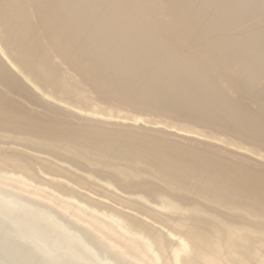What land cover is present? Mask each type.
I'll use <instances>...</instances> for the list:
<instances>
[{
  "label": "bare ground",
  "instance_id": "bare-ground-1",
  "mask_svg": "<svg viewBox=\"0 0 264 264\" xmlns=\"http://www.w3.org/2000/svg\"><path fill=\"white\" fill-rule=\"evenodd\" d=\"M0 264H264V0H0Z\"/></svg>",
  "mask_w": 264,
  "mask_h": 264
}]
</instances>
